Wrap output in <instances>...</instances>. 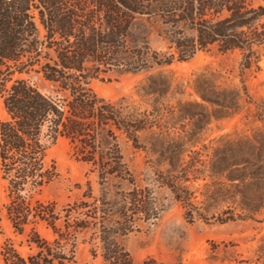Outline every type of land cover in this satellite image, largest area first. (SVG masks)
<instances>
[{
	"label": "trees",
	"instance_id": "trees-1",
	"mask_svg": "<svg viewBox=\"0 0 264 264\" xmlns=\"http://www.w3.org/2000/svg\"><path fill=\"white\" fill-rule=\"evenodd\" d=\"M153 38L166 50L153 47ZM262 44L264 0H0L3 209L14 233L24 235L31 226L29 252L20 254L6 240L0 264H74L75 235L88 223H98L89 249L93 261L135 264L118 236L132 232L135 219H159L150 192H122L110 209L95 200L90 210L79 202L58 211L42 199L59 177L50 148L66 139L99 181L129 182L120 140L139 148L148 114L125 99L99 97L92 82L112 72L149 73L214 45L222 53L252 55ZM251 63L245 56L244 66ZM38 223L51 230V241L37 233ZM140 264L160 263L149 258Z\"/></svg>",
	"mask_w": 264,
	"mask_h": 264
},
{
	"label": "rangeland",
	"instance_id": "rangeland-1",
	"mask_svg": "<svg viewBox=\"0 0 264 264\" xmlns=\"http://www.w3.org/2000/svg\"><path fill=\"white\" fill-rule=\"evenodd\" d=\"M152 45L166 50L155 38ZM253 49L252 55L222 53L214 45L149 73L112 72L94 80L99 97L125 99L148 114L150 126L139 135V148L120 140L130 181H99L61 138L49 151L59 177L42 199L58 211L79 202L90 210L95 200L110 209L120 193L148 190L159 219H135L133 231L118 236L135 264L149 258L160 264H264V44ZM248 55L252 63L245 67ZM4 202L0 180V246L9 240L26 255L31 226L24 235L14 233ZM88 224L75 235L74 264L99 263L89 253L98 223ZM35 230L53 239L45 224Z\"/></svg>",
	"mask_w": 264,
	"mask_h": 264
}]
</instances>
